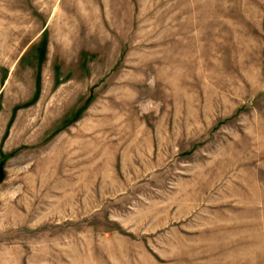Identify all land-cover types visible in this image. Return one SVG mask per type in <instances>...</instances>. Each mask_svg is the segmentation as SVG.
Segmentation results:
<instances>
[{"label": "rangeland", "instance_id": "rangeland-1", "mask_svg": "<svg viewBox=\"0 0 264 264\" xmlns=\"http://www.w3.org/2000/svg\"><path fill=\"white\" fill-rule=\"evenodd\" d=\"M1 161L0 264H264V0H0Z\"/></svg>", "mask_w": 264, "mask_h": 264}, {"label": "water", "instance_id": "water-1", "mask_svg": "<svg viewBox=\"0 0 264 264\" xmlns=\"http://www.w3.org/2000/svg\"><path fill=\"white\" fill-rule=\"evenodd\" d=\"M4 168H3V161L0 162V181L4 178Z\"/></svg>", "mask_w": 264, "mask_h": 264}, {"label": "bare ground", "instance_id": "bare-ground-1", "mask_svg": "<svg viewBox=\"0 0 264 264\" xmlns=\"http://www.w3.org/2000/svg\"><path fill=\"white\" fill-rule=\"evenodd\" d=\"M3 257V256H2Z\"/></svg>", "mask_w": 264, "mask_h": 264}]
</instances>
